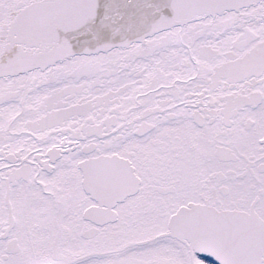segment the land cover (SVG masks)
<instances>
[{
    "label": "snow or ice",
    "instance_id": "obj_1",
    "mask_svg": "<svg viewBox=\"0 0 264 264\" xmlns=\"http://www.w3.org/2000/svg\"><path fill=\"white\" fill-rule=\"evenodd\" d=\"M0 264H264V0H0Z\"/></svg>",
    "mask_w": 264,
    "mask_h": 264
}]
</instances>
